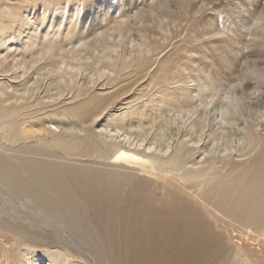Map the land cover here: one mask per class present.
Listing matches in <instances>:
<instances>
[{"label": "bare ground", "instance_id": "1", "mask_svg": "<svg viewBox=\"0 0 264 264\" xmlns=\"http://www.w3.org/2000/svg\"><path fill=\"white\" fill-rule=\"evenodd\" d=\"M101 5L0 0V150L33 155L0 169V192L89 259L3 222L0 240L21 243L26 264H264V135L246 86L169 77L163 56L151 70L161 24L182 14L127 3L130 16L107 21ZM145 78L149 96L134 89Z\"/></svg>", "mask_w": 264, "mask_h": 264}, {"label": "rangeland", "instance_id": "2", "mask_svg": "<svg viewBox=\"0 0 264 264\" xmlns=\"http://www.w3.org/2000/svg\"><path fill=\"white\" fill-rule=\"evenodd\" d=\"M157 2H161V5L149 10V0H102L101 8L104 10V15L107 16V21L115 17L119 19L120 15L122 18L130 16L131 14H128L127 11V3L136 9L146 11L149 17L152 15L151 10L154 13L162 12L164 15L170 12L177 15L182 14V16L179 15V21L174 19L172 23L161 24L167 30L162 36L166 45L156 58V65H153L151 70H157L159 61L165 58L164 66L168 68L165 74L169 77L176 79H179V76L210 77L217 84L243 82L248 93L245 102L250 104L252 109L247 121L258 124L257 126L262 128L260 134L264 135L262 133L264 132V28H257L256 37H249V30H247L254 24H264L262 22L254 23L260 16L264 17V0H250L249 3L253 4L252 8L256 11V16L251 17V21H248L247 14L240 11L241 7L245 6L243 0H157ZM185 18L186 20H184ZM145 25L150 27L149 23ZM158 31L160 30L158 29ZM138 32L137 29L132 30L126 36L128 51L135 50L134 45L129 43L130 40L141 42L142 34L140 32L138 34ZM129 38L130 40H127ZM132 81L130 79V82ZM126 82L128 81L123 83ZM148 83L145 78L138 82L134 89L144 88V94L149 96L153 91H156L158 86ZM252 102H256V104ZM117 110L123 111V106ZM260 121L261 123H259ZM41 150L45 149L41 148L40 152L37 150L38 155L35 157L50 160L47 156L42 155L43 153L46 155L48 150L43 153ZM47 155H50V152ZM26 156L33 155L22 152L19 155L11 154L8 157L3 155L0 150V169L5 164L11 168L21 166V162ZM21 203V200L16 203L10 201L3 191L0 192V222L7 224L12 229H18L22 233L45 238L44 241L62 243L70 249L72 255L89 259L88 249L83 245L69 243L66 232L61 226V228L59 227L58 223L40 217V212L36 210L26 213V208L20 205ZM0 241V264H26L25 247L21 243L16 242L10 234L5 235L4 240ZM83 253L84 255L81 256Z\"/></svg>", "mask_w": 264, "mask_h": 264}]
</instances>
